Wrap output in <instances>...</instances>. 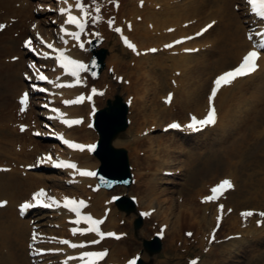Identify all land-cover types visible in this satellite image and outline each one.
<instances>
[{"label":"bare ground","instance_id":"obj_1","mask_svg":"<svg viewBox=\"0 0 264 264\" xmlns=\"http://www.w3.org/2000/svg\"><path fill=\"white\" fill-rule=\"evenodd\" d=\"M56 1H58L60 6H62V3H59L61 2L60 0ZM120 1L121 6L118 11L119 14L117 16V20L115 22L116 25H120V22L125 19H132L133 27L130 37L136 41L138 45L137 49H146L150 47L158 48L157 52L153 54L143 53L138 57L132 56V59H134V65L132 66V69H130L129 67H126L128 63V66L131 65L130 60L126 61V59H124L125 56L130 54L127 49H114L116 40H114V43L109 46L110 53L107 57L106 66H112L115 73L122 74L124 75V78L129 79V85L124 86V89L131 90V92L133 91V94L135 95L134 101H132L130 107H135V104L138 103V100L141 101L144 99L146 94L152 89L155 70H159L160 75L164 77L166 71L169 69L171 71V76L169 77V80L167 79L168 81H160V79L158 80V78L155 77V80L159 81V92L166 86L173 90L171 101L169 104H164V102L161 104L162 107L158 111L159 114L162 115L163 111L166 110L164 116H171L173 114V106L176 104L178 105L179 109L183 111V114L186 117L185 118L183 115V122L188 120V113H197L198 116L205 115L208 109L206 98L208 92L206 89L208 88L209 90L212 78L216 74L213 73L210 79L208 78L209 84L206 82L204 83V81L201 83L202 76L205 74L206 68L211 67V64L217 62L234 61L235 63L239 59L241 53L250 47L249 42L244 39L245 26L242 23L243 20L240 21L239 14L236 11H233L231 7L233 3H238L239 1L144 0L142 7H138L135 4L138 0ZM13 2L16 6L13 4ZM98 3L100 5V2ZM104 3H106V0ZM30 8L31 7H29L27 4V0H0V14L4 13L7 15L10 13L11 19L13 20L12 24L16 23V19L17 22H20L21 24L30 22V18L33 17V12H30ZM103 13L105 12L103 11ZM137 15L141 16L140 21L136 20ZM211 18L216 19V23L200 37L194 38L185 44L174 46L173 48H164L165 44H168L169 41L174 40L176 37L193 34L203 26V23L210 22ZM34 19L38 21L37 28L42 31L44 29L41 25L42 21L38 20V17H35ZM54 19V21L58 22L59 24L64 23L63 16L54 17ZM183 22H188L189 24L183 27ZM168 27H173V30L170 32L166 31ZM109 30L110 31L109 33L107 32L108 34L106 36V44L110 43L109 41L111 40L109 39H113L112 36H114V33L111 32L113 29L109 28ZM212 32H216L213 34L216 36V38H209ZM67 39L69 40L68 45H64L62 43L61 46L57 47H67V54L73 58L80 59L82 61L84 58L87 59L86 54L83 53L84 55H82L75 47V41L71 37H67ZM184 46H199L200 48L196 53L187 54L180 52L174 54V52H177L176 50L179 51ZM8 47L10 46L8 45ZM23 53L25 52L20 50V54ZM54 56L55 55L53 54L52 59L48 60L52 70L51 77L49 78L51 81H54L53 83H48V88L51 92H59V90L62 89L61 92L63 95L70 96L72 93H75L80 89L75 86H70V88H67L65 81L70 82L73 78L71 76H63L61 74V71L56 67ZM21 60H23V56H20L18 62H12L6 65V67L11 69V76L13 77V81L6 84V87L9 88V90H13L12 99L15 100L16 96H14L13 93L16 94V92H18L17 95H20V91L18 90L19 87L23 85V83L19 78H17L19 72L21 74L22 68L18 69H21L20 71H16L13 69V67L20 63ZM257 63L260 64V66L252 73L248 74L247 76L245 75L243 77H237L231 84L224 85L218 90L217 95L214 98L217 119L213 126H205L202 131H198L189 135H181L178 132L168 131L166 132V135L170 134L177 136L178 141L167 143L166 140H163L160 137H154V132L152 129H150L152 125H154V127L159 126L161 128L164 124H166V122H161L164 117L160 118L157 113L152 112V109L147 111L146 107H142L136 112L137 116L139 117L137 120H135L138 134L130 139H125V137H116L113 139L114 145H125V143L133 145L131 148L134 150L133 165L136 166L135 184L137 185V191L139 193L137 199L138 206L142 211H148L149 215L146 217H149V219L157 223L158 226L165 225L164 229H157L158 231H162L164 239H167L166 247L164 248L165 257L160 260H156V264H172L170 262L171 259L178 257L169 256L168 254V251L171 252L172 246L170 245L173 244V241L176 243V247L180 249V252H184V249L180 247L185 245L183 244V241H185L187 238V240L190 242H199V244L203 247L207 242L206 239L211 240L214 236L204 238L202 235V238L199 239V229L202 227L204 230L207 229V231H203L204 234L205 232L211 230L212 227L217 226V238L221 237L224 239V237L231 234H237V236L240 237L238 239L234 238L227 240L226 242L223 240L219 243L220 246H218V244L216 245V242L211 243L206 250V254L208 257H211L212 264H239L242 257L255 255L256 251H260L258 248L264 245V223H262L260 226H258L256 223L258 219L264 221V217H260L258 215L260 211H264V140L251 144L249 137L251 128L256 126L259 113L263 112L264 109V80L262 81L261 78V80H258L257 83L252 86H242L238 84H249V82L246 81L251 80L260 74L264 76V54L258 58ZM178 69L179 74L176 75L174 72ZM220 70L223 69L220 68ZM138 71H140L143 75H139L140 72ZM107 75L108 74L106 71L101 75L103 80H106ZM262 75H260V77H262ZM57 77H59V79H57ZM234 87L244 88L245 91H248L249 88H252L253 94L258 93L256 94L258 99L254 102V104H252V106L249 108L244 107V110L239 108L240 113L243 112V114L239 117H237L235 114L236 109H234L233 102L234 98H236L235 94L232 93L229 95L230 103L227 99L228 94H230V90H232ZM110 91H113L114 94L119 92L115 83H112ZM106 92L108 93L109 90ZM163 95H161L159 98H161ZM225 102L229 103V105H226ZM86 106L87 105L83 103L79 106L68 108V111L73 115H82V113H86L87 111ZM100 106L102 107L103 104L101 103ZM4 107H6V105ZM37 115L39 116L38 113ZM16 116L18 118H23L21 113H17L16 115L13 113L7 116V113L4 112L3 116H1L2 119L0 120L2 121L0 123V140L4 141V144H9L10 148L19 149L18 152L14 150L13 155L10 152L6 153L5 159L3 160L8 163L4 164L9 165L11 168H9L7 171H0V192H2L0 194V199H6L7 201L6 206L2 208L0 214V240H3V242H0V264H30L29 258L27 261V243L29 230L31 229L32 224L30 225L28 218L18 217L16 204L19 201L16 202V199L19 194V200L25 196H29V193L36 187L40 185H46V180H50L54 186L58 187V189H62L66 192L69 191L71 195L79 193L86 196L90 194L89 197H92L91 202L87 203L84 208V210L88 213L91 212L92 214L99 216L101 215L102 209L109 206L111 209L107 213L106 222L104 224L106 229H114L118 226L117 216L123 217L130 222V219L135 216L133 213L130 215H126L124 212L116 214L112 203L109 201V199H107V191L102 188L96 193L87 190V184L92 182L93 179L89 177H77L78 175L76 170L69 168L60 169L76 173V175H74V177L77 178L76 183L70 184L68 187H64L61 183V176L59 175L38 172L35 170H24V168L18 169L17 166L19 163H21L19 162L21 158H24L23 160H27L23 163L24 165L34 163L36 155L42 150V144L36 141L29 143L26 142L25 137L20 136L22 132L18 129L19 127H10L14 124V122H16ZM28 116L31 117L30 114H28ZM58 117L59 115L55 114V118ZM225 117L229 118L228 122H225ZM31 120L36 123V120L33 116ZM19 121L25 122L23 119ZM45 125L48 126L47 124ZM218 126L221 128V132L215 139V136L213 135L211 142L212 140H221V142H225L224 139H228L229 144L225 150L227 158L226 161H222L225 165L224 172L226 173L224 175V179H230L234 184V187L223 191L216 201L197 202L196 204L192 205V200H194L195 195L196 198L198 197L199 199L200 197L201 199L203 195H207V193L210 192V188L214 186L216 182L213 180V178L203 179L201 183L198 184V187L196 185L197 188L195 187L196 189L194 190V194L189 193L188 195V197L192 195V199L187 198L191 205L187 206L188 204L186 200H183V203L181 202L182 204L180 206L182 209L176 213V211L173 210L170 205H163L164 198L162 195L166 189L160 188L157 179H166V181H168L167 177L161 175V172L165 169H168L169 167H166L168 157L165 159V157L160 156L159 152L172 146L175 148L182 146L184 148L191 149L192 151L196 149V146L200 147L202 144H204V140L209 137L211 132L214 133L213 129H216ZM48 127H50V125ZM63 129L65 132H67L68 137H75L73 139L78 138L84 142H91L94 139H92V137L97 136L95 132L85 128L83 125L73 126L70 128L64 127ZM145 129H150V132L145 136H140L139 133ZM257 131L259 130H256V132ZM259 133L262 137L261 131H259ZM254 137L258 138V136ZM54 146L57 148L56 144ZM141 146H145V148H143L144 154H142L144 159L143 161H141V159L138 158L136 154L141 152L139 151L141 150ZM250 146H257L263 151L262 153L257 154L259 155V158L256 155L257 159L253 162L256 164L254 167L257 168V170H261L263 175L252 181H249L248 174H246L245 179H238V170H240L242 167H245L247 162H249ZM87 153V151L68 150V155L73 157L74 163L77 164L78 168L85 167L93 170V168L99 164L98 159L95 156H89ZM145 153L148 156H146ZM46 154L47 153L44 155ZM149 157H154V161L151 162ZM45 162L48 163L46 165H49L50 163L48 159H45ZM2 164L3 163H0V165ZM153 167L155 171L157 170L160 173H157L158 177L156 176V173L152 176L150 175V177L145 175L148 172V169H152ZM255 172L257 174L258 171ZM148 174L153 173L151 172ZM250 177L254 176L250 174ZM254 181L255 183H253ZM192 188L193 187L189 188V190ZM202 190L205 191L199 193L198 195V192H201ZM60 195L62 196L64 194ZM236 196L238 198L232 201ZM11 197H13V199H11ZM86 197L90 200L88 196ZM243 203H254L255 206L253 207V210H255L256 214H253L249 217H243L241 215L242 212L240 208ZM218 205H223V209H220ZM229 209H231V211H229ZM242 209H247V207H242ZM218 215L221 217L219 222L216 219ZM44 217H46L45 214H40L35 217L36 223L39 221L38 224L42 228L46 227L42 225H47V223L42 221ZM52 217V222L58 223L60 229H47L48 233L51 232L50 234L56 233L60 234L61 236H70V240L68 241L77 245L76 248H72L65 244V248H63L65 253L61 255L57 254L56 257H54V259H60V256H63L61 260L65 264L70 263L69 256L71 254H77L81 250H86L87 246L94 245L93 243H90V241L97 240L99 238L95 232L84 235L78 233H75V235L72 234L71 229L76 227L78 224L75 223V217L73 214L62 207L55 210V212L52 214ZM69 218L73 219V226L72 224L68 223L67 220ZM93 218L96 217L93 215ZM50 221L51 220H48V222ZM183 224L185 227H182ZM146 227L149 230L148 225H145L143 226L142 232L146 233ZM119 230H125V228L122 227ZM128 231H130L132 234V238L130 237V240L133 241L129 246L125 245L123 239L118 241H114V239H100L99 243L95 244V247H109V253L100 261L102 262L101 264H103L105 261V263L109 262L108 264H119L124 261L126 262L132 256V251H130L131 248L133 246L139 247L140 244L139 240L137 241L132 233V227H129ZM187 233H192V235L189 236ZM148 234H152V232ZM135 235L138 236L136 233ZM183 235H185L187 238H184ZM80 242H82L83 246L86 247L80 249ZM121 242H123V244H120ZM238 242L239 245L236 247V243ZM49 243L54 242L49 240ZM50 245L52 244H49V246ZM4 251H7L6 256ZM60 251H62V248ZM37 258H39V256H37ZM41 259L46 258L41 257ZM189 259L190 258H188L186 261ZM209 260L210 258L204 260L202 259L201 261L197 262V264H205ZM77 262L80 264L79 257ZM173 264L182 263L176 262ZM183 264L187 263L185 262Z\"/></svg>","mask_w":264,"mask_h":264},{"label":"rangeland","instance_id":"obj_2","mask_svg":"<svg viewBox=\"0 0 264 264\" xmlns=\"http://www.w3.org/2000/svg\"><path fill=\"white\" fill-rule=\"evenodd\" d=\"M236 12L239 13V10H235L232 9ZM241 19V18H240ZM25 31V33H21ZM29 31V26L27 27V24H24V28L22 29L19 25L14 26L12 29H10L9 31L6 30L5 32H0V113L2 111H8L12 108V92L13 90H9V88L6 87V84H8L9 82H11L13 80V78L11 77L10 73V69H8V67H6V65H8V63L6 62V60L8 59V57L12 54H14L15 52H17L20 47H19V43L21 38ZM20 32V33H19ZM19 33V34H18ZM216 32H212L209 36V38H216L215 35H213ZM12 39V40H11ZM10 47H8V45ZM114 49H118V46H114ZM13 52V53H12ZM110 53V52H109ZM15 55V54H14ZM109 56V54H108ZM129 56H125L124 59H126V61L129 60ZM216 58V57H214ZM213 58V59H214ZM133 61V60H132ZM24 62V61H23ZM107 62V61H106ZM131 62V61H130ZM233 61H227V62H217V63H213L211 64V67H207L205 70V74L202 76V80L201 83H209L208 82V78H210L213 73H217L220 68H225V67H229L231 65H233ZM21 63L17 64L14 66L15 69H17V66L21 65ZM129 64V63H128ZM126 65V64H125ZM126 67H129L128 65H126ZM130 68V67H129ZM132 69V68H130ZM140 72V71H138ZM155 77L158 78V80L160 79V81L162 80V76L160 75V71L159 70H155ZM142 73L140 72L139 75H141ZM167 74L168 76L171 75V71L168 69L166 71V77H164L163 79H167ZM143 75V74H142ZM153 75V74H152ZM160 75V76H159ZM159 76V77H157ZM155 77L153 78L154 81L152 82V89L146 94V97L144 99H142L141 101L138 100V103L135 104V107L131 106L128 107V117L129 119H131L132 124L129 126L130 128L129 131H127V129L123 132V134L121 136L129 139L134 137V135L137 132V128H136V122L135 120H137V118H139L136 114V112L142 108V107H146L147 111L149 109H152L153 113H157L158 116L164 117V119L162 120L163 122L168 121L169 119H171V117L175 116H181L183 117V115L180 113L179 108L177 107V110L174 108V114H172L171 116H164L166 113V110L163 111V114L160 115L159 114V110L161 108V101L159 96L161 94H164L165 88H163L160 92L158 91V84L159 81L155 80ZM20 78V77H18ZM262 78L264 79V76H262ZM125 82H123L121 80L122 83H117L118 85V90L120 91V94L122 96V98L124 99L126 96L128 95H132V101H134V97L135 95L133 94V91L131 92V90H125L124 86H128L129 83L127 81H129V79L124 78ZM140 79V78H139ZM206 79V80H204ZM260 79V77H257L254 80H258ZM163 81V80H162ZM252 81V80H251ZM250 81V82H251ZM98 82L102 85L104 84H109V83H113L115 82L114 78H111L110 75H108V77L106 78V81H103V79H99ZM110 85V84H109ZM110 87H108L109 90ZM112 93L113 91H109L106 94V98L107 97H112ZM235 94L234 98V109H236L235 114L237 115V117L241 116L243 114L240 113L239 108L243 109L244 107L249 108L250 106H252V104H254V102L257 99L256 94H251L248 92H245L243 90H240L238 87L230 90V94ZM229 95L227 97L229 103H230V98ZM98 104H101L103 102H105V100H103L102 98L98 99ZM226 105H229V103L225 102ZM105 104V103H104ZM6 105V107H4ZM137 106V107H136ZM226 108V107H225ZM244 110V109H243ZM264 110V109H263ZM1 119V117H0ZM229 118L225 117V122H228ZM241 125V123H240ZM159 127V126H158ZM156 127V129L154 130V137H160L163 140H166L167 143H172V141H178V137L174 136V135H166V133L162 134L159 131V128ZM256 130L261 131V135L259 131L256 132ZM214 133L211 132V134L209 135V137L207 138V140H204V144H202L200 147L196 146V149L192 150L188 149V148H184V147H179V148H175V147H169L166 149H163V151H160L159 154L162 157H168L166 166L170 167V168H181V165H184V163H188V165H184L182 166L179 174H175L173 176H171V178L168 180L167 183H162L164 180H159V184L161 186V188H168V190H166V193L163 195V203L164 206L170 205V207L176 211V213L179 212L180 206L183 203V200H186L187 202V206H190L191 204L188 202V199H192V195L190 197H188L189 193L194 194V190L198 187V184L201 183V181L203 179H209V178H213L214 181H216L219 177H222L223 175H225L226 173L224 172V167L225 165L223 164V160L226 161L227 158V154H225V150L227 148V145L229 144L228 139H224L225 142H221V140H214L213 142L210 141V139L213 138V135L215 136L214 139L220 134L221 132V128L218 127L216 130L213 131ZM254 136H258V138L254 137ZM249 137H250V142L251 144L253 143H258L264 140V112H260L256 121V126L251 128V131L249 133ZM0 145H5L0 141ZM127 148V154H128V160L129 163L132 164V157H133V153L132 150L130 149V145H128L127 143H125L124 145ZM156 147V146H154ZM198 147V148H197ZM143 148H145V146H141L140 149L144 150ZM165 148V147H164ZM262 149L258 148L257 146H250V150H249V162H247V164L245 165V167H242L240 170H238V179H245L246 178V174H248V179L249 181L255 180L257 179V177H261L263 175V172L261 170H257V168H255L254 166H256L255 163H253L256 159L257 156L259 158V155H257L258 153H262ZM150 153V152H149ZM169 153V154H167ZM146 155V153H145ZM257 155V156H256ZM138 158L141 159V161H143V156L137 154ZM148 156V155H146ZM3 158V157H2ZM150 161L153 162L154 161V157H149ZM26 161V160H25ZM23 163V161H22ZM255 171H258L257 174ZM155 173V172H153ZM158 173V172H156ZM250 174H252V176L254 177H250ZM150 177V175L152 176V174H146ZM49 185H52V182L50 181H46ZM255 183V181L253 182ZM197 185V187H196ZM53 186V185H52ZM183 186V187H182ZM187 186V188H186ZM193 187L191 190H189V188ZM196 187V188H195ZM182 189V192L179 193V190ZM136 189V191L134 190ZM179 189V190H178ZM127 191L128 193H134L139 195L138 191H137V185L134 186L130 185L129 190L126 189L124 190L123 187H117L109 192H107V194H113L117 193V192H122V191ZM181 191V190H180ZM205 190H202V192H204ZM18 192V191H17ZM200 192V193H202ZM19 193V192H18ZM1 194V192H0ZM13 194V193H12ZM106 194V195H107ZM197 194V193H196ZM179 195V197H177ZM19 196H17V200L19 199ZM16 198V197H15ZM238 197L236 196L235 199H233L232 201L236 200ZM11 199H13V197H11ZM182 200V201H181ZM182 203H181V202ZM193 203L192 205L196 204L198 201L196 199V195L194 200H192ZM255 206L254 203H243L240 208L242 209V207H247V209L252 208ZM117 214L119 213L118 210H116ZM1 214V212H0ZM50 218L46 216L45 220L46 222H48ZM118 225L121 227L126 228V237H124V242L125 245H131L133 241L129 242V238H132V235L130 233V231H127V229L129 227H132L133 230V235L136 238V240H139V244L140 246H133L131 248L130 251L131 254L134 251H139L141 253V257L142 259L145 261V264H156V260H160L162 258L165 257V250L164 248L166 247V242L164 239V244L162 247V250L159 251L158 253H156L153 256H149L147 254V252L145 250H143L142 247V242L141 240H143V238H147L149 239L151 234H148L150 232L153 231V222L146 220L145 222H143L140 227L138 228V230L136 231L135 235V231L133 228V221L134 218L130 219V222L127 219L124 218H118ZM1 220V217H0ZM52 222H48L47 224H51ZM147 224L149 226V230H146L145 232H142L143 229V225ZM187 226V224H186ZM182 227H185L184 224ZM50 228H54V226H50ZM203 227L199 229V233L203 231ZM128 234V237H127ZM200 235V234H199ZM202 236V235H201ZM130 238V239H131ZM200 238V237H199ZM0 242H3V240H0ZM123 244V243H121ZM183 247L181 246L180 248L184 249V252H180V249L177 248L176 243L173 241V244L170 245L171 247V252L168 251L169 256H178L175 257L173 259H171V263H176V262H180V263H185V260L187 257L192 256L196 253H200V245H198L199 243L197 242H189L188 241H183ZM239 245V242L236 243V247ZM260 251H256L255 255H250L248 257H242L241 258V262L239 264H264V245H262L260 248ZM259 252V253H258ZM206 257V255L202 256V259H206L204 258ZM205 264H211V261H207Z\"/></svg>","mask_w":264,"mask_h":264},{"label":"snow or ice","instance_id":"obj_3","mask_svg":"<svg viewBox=\"0 0 264 264\" xmlns=\"http://www.w3.org/2000/svg\"><path fill=\"white\" fill-rule=\"evenodd\" d=\"M62 6L59 7L58 11L61 15L65 16L64 23L60 24L59 26V40L64 44L68 45L69 40L67 37H71L76 44L81 49L85 48V43L82 40V34H86V25L89 22V17H91V23L94 25L96 24L100 19V5L98 3V0H91V3H86L85 0H74V2H70V0H61ZM247 3L251 6V10L260 17V21L262 24H264V0H247ZM92 9L91 11L89 9ZM73 9L77 10L79 12V15H76L73 11ZM93 12H95V15H93ZM109 27H112L114 24V21L112 19H109L108 21ZM215 21L212 22L214 24ZM68 26H74L75 30H72V28ZM6 25L4 23H0V30L4 29ZM129 29H131V23H128ZM211 27V24L205 25L202 27L199 32L195 33V35L199 36L201 33H204L208 28ZM32 28H36V25L33 24ZM115 31L117 33H121V39L123 40L124 44L131 49L133 52L137 51V46L132 43L128 37L124 36L122 34V30L120 27H116ZM168 31H172V29H168ZM94 35L99 36L100 34L98 32L94 33ZM257 36L260 37L259 40V46L255 43H253L250 50L246 52V54L243 55L241 61L239 64L231 68L227 71L222 72L212 82V87L210 94L208 96V110L206 115H204L202 118H198L194 114H189L190 119L187 124L181 125L179 122L173 121L167 127L169 128H181L185 127L187 129H191L193 131H198L199 128L204 127L205 125H212L216 122V111L214 107V98L217 95L218 90L224 86L231 84L237 77L245 76L249 73H251L255 67L257 66L256 61L257 58L261 55V51H264V30L261 32H257ZM36 39L40 41L41 44L46 45L48 49L51 50V52H43L42 55L47 59L52 56L53 53H55L54 60L55 64L59 66V68L63 69V74L70 75L72 79L70 82L65 81V84L67 86H74L75 84H78L81 82V76L80 74L82 72L87 71V65L80 59L73 58L72 56L68 55V49L67 47H56L53 42H47L43 40V38L40 36L39 33L36 34ZM184 39H190V37H182L181 40ZM248 39L251 41L253 40L252 36H249ZM33 38L28 37L24 40V46L27 47L30 51H36V49L32 45ZM180 40H174L172 41V44L179 43ZM164 47H171V44H165ZM145 51H151L155 52L156 49H145ZM185 51H189V49H185ZM194 51V49L192 50ZM13 60L17 59V57H12ZM29 68H36V65L34 63H29ZM55 70V69H54ZM38 71V74L36 75V79L40 81H48L49 83H53L54 81L49 80L48 76L45 75L43 71ZM93 76H95V73H92ZM24 76L26 79H32V77L29 75V73L25 72ZM59 79V77H57ZM122 79V78H121ZM38 86L36 84H32V88L36 89ZM40 91H47L46 88H40ZM97 91L96 88H92V92L95 93ZM172 96V93L168 94V97H166L167 100H170ZM82 96L77 97L75 100H64L63 103L68 105L76 102H80L82 100ZM91 99V96L88 97ZM28 100H29V92L25 91L19 96V111L21 113H24L26 111V108L28 106ZM54 111L60 116L63 117V113L60 112L59 109H54ZM62 122L66 125H72L80 123L79 119H63ZM28 125L21 123L19 125V129L21 132H23ZM64 144L68 145L70 148L74 149H85L87 148L89 151H91L95 145L89 144L84 145L80 143H76L72 140L64 139L62 136L60 137ZM47 159L54 164V166L57 167H63V168H69L73 169L79 172L80 175L83 176H95L96 173L91 170L78 168L76 163H73L71 161H65V160H53L52 156L50 154H47ZM28 167H31L30 165ZM0 170H7V169H0ZM234 187V184L230 179H222L217 184L212 186L210 188V194L205 195L201 198V202H212L216 201L218 197L222 194L223 191L227 189H231ZM43 198V199H42ZM113 200L117 199V197H113ZM47 201V202H46ZM34 202V203H33ZM7 204V201L0 200V207ZM34 204L37 205H43L45 207H62L64 209H67L70 213L75 214V223L79 224L81 220L86 222L90 227H79V228H72L71 231L73 234L79 232V233H85V232H95L101 239L104 237H116L119 238L117 233L112 231H101L98 227L99 224L102 223L100 219H94L91 214L82 213L81 209H83L86 205V201L84 199L77 200L74 197H69L67 195L63 196L62 201L58 200L56 197L51 196L47 193L46 189L39 188L36 191H34L31 194V201L25 200L22 203L18 205V208L20 210V214L23 215L25 210L30 209L34 206ZM220 209H223V205H218ZM231 211V209H229ZM255 213V210L248 209L241 213L243 217H249L252 216ZM142 215H149L148 211H145L142 213ZM260 217H264V211H260L258 213ZM217 221L221 219V217L218 215L216 217ZM257 225L260 226L264 221L257 220ZM215 229H213V232ZM119 235H123L122 233ZM187 235L191 236L192 233H187ZM36 237L34 236L33 239ZM214 239V237H213ZM62 243L69 245L72 248H76L77 245L75 243H71L68 240H63ZM90 243L97 244L99 243L98 240H92ZM41 251H58V249H41ZM107 254V249L102 251H80L79 252V260L80 264H96V261L101 260L104 258ZM136 258H132L127 261V264H135ZM190 264H197L196 260L190 261Z\"/></svg>","mask_w":264,"mask_h":264},{"label":"water","instance_id":"obj_4","mask_svg":"<svg viewBox=\"0 0 264 264\" xmlns=\"http://www.w3.org/2000/svg\"><path fill=\"white\" fill-rule=\"evenodd\" d=\"M115 104H116L117 106H121V103H120L119 100H117V101L115 102ZM121 120L124 121V115L121 116ZM115 130H116V129H115ZM121 206H122V205H121ZM154 242H155V244H156L155 247H151V243H150V242H149V243H148V242H145L146 248H147L150 252L158 251L159 248H160L159 241H158V240H155Z\"/></svg>","mask_w":264,"mask_h":264}]
</instances>
